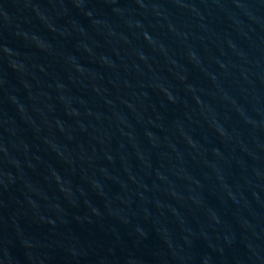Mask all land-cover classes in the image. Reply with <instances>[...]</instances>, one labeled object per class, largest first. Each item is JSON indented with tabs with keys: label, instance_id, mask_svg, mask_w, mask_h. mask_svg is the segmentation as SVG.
<instances>
[{
	"label": "water",
	"instance_id": "95a60500",
	"mask_svg": "<svg viewBox=\"0 0 264 264\" xmlns=\"http://www.w3.org/2000/svg\"><path fill=\"white\" fill-rule=\"evenodd\" d=\"M0 264H264V0H0Z\"/></svg>",
	"mask_w": 264,
	"mask_h": 264
}]
</instances>
